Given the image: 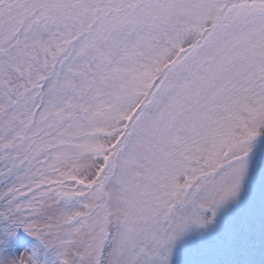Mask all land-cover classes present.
<instances>
[{"label": "snow or ice", "instance_id": "snow-or-ice-1", "mask_svg": "<svg viewBox=\"0 0 264 264\" xmlns=\"http://www.w3.org/2000/svg\"><path fill=\"white\" fill-rule=\"evenodd\" d=\"M0 264H264V0H0Z\"/></svg>", "mask_w": 264, "mask_h": 264}]
</instances>
